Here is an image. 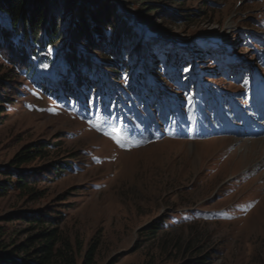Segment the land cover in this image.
I'll return each mask as SVG.
<instances>
[{"label": "rangeland", "instance_id": "obj_1", "mask_svg": "<svg viewBox=\"0 0 264 264\" xmlns=\"http://www.w3.org/2000/svg\"><path fill=\"white\" fill-rule=\"evenodd\" d=\"M100 1L88 0L93 6ZM111 1L141 28L144 41L152 42L140 55L137 39L127 46V61H137L129 77H109L115 95L107 109L93 106L83 95L63 99L45 94L36 82L56 79L58 61L39 62L35 71L19 72L10 84L18 83L17 91L0 86V92L13 98L0 115V167L25 145L40 140L59 146L28 168L69 159L70 153L74 162L61 177L36 182L40 196L31 198L17 190L0 196V243L6 245L1 251H17L38 232L12 215L41 210L63 213L60 230L75 246H82L78 264L91 239L99 240L95 264H180L194 254L208 255V264H264V135L237 138L232 121L215 138H206L227 126L237 109L246 108L252 78L264 70V0H186L178 7L167 3L177 16L193 14L188 25L175 22L167 28L158 26L155 13H143L139 1ZM137 12L146 19L138 18ZM214 34L222 37L219 51L210 41ZM194 46L204 53V63L198 62ZM177 48L185 49L192 61L184 67L190 81L173 85L149 77L150 69L171 70L164 52ZM221 50L225 56L214 58ZM226 66L231 69H223ZM101 67L96 71L103 74ZM5 70L6 66L0 68V75ZM141 71L148 79L137 78ZM128 81H137L139 92L125 101L120 95L131 93ZM224 97L233 108L224 104ZM198 101L206 108L203 116L193 117ZM236 119L251 123L243 112ZM113 137L121 138L125 147ZM253 166L262 168L244 177ZM5 178L0 174V181ZM251 199L257 204L249 213L228 220V209L223 208ZM159 219L161 230L146 240L141 229Z\"/></svg>", "mask_w": 264, "mask_h": 264}, {"label": "trees", "instance_id": "obj_2", "mask_svg": "<svg viewBox=\"0 0 264 264\" xmlns=\"http://www.w3.org/2000/svg\"><path fill=\"white\" fill-rule=\"evenodd\" d=\"M136 1L141 4L143 13L157 15L160 27L167 28L175 22L184 25L192 22L190 16L193 14L177 16L165 6L167 3L184 6L186 0H127L124 3L129 5ZM206 5L203 3L202 7ZM142 12H137V17L146 19ZM140 36L139 28L111 0H101L95 6L88 0H0V68L7 67L0 75V86H10L21 71H35L39 62L58 61L61 67L54 71L56 80L44 77L36 82L45 94L59 98L68 94L79 96L92 90L90 94L94 97H90L89 102L98 99L100 104L106 103L105 98L111 95V86L103 84L102 71H96L98 66L92 63L88 54H93L101 69L109 75L119 79L122 75L128 77L134 61H127V46H132L136 39L138 43ZM63 47L58 53L57 50ZM153 73L164 81L160 71ZM169 78L177 81L185 77L179 70ZM18 88L19 84L14 82L10 92ZM1 92L0 115L4 113L5 105L13 101L10 93ZM58 146V142L40 140L20 149L7 166L0 167V174L6 176L0 181V196L17 190L24 196L35 198L40 196V191L34 188L36 182L46 178L57 179L71 170L73 153L69 159H56L37 169L28 168L29 163L47 158L51 149ZM52 214L41 210L14 213L12 218L27 222L38 232L18 246L17 254H13L16 249L1 251L6 245L0 243V264H78L76 260L81 253V244L75 246L60 230L63 213L57 211ZM162 222L163 219H159L141 229L140 233L146 240H152L161 230ZM98 244L97 239L87 243L79 264H95ZM209 259L206 254H194L180 264H208Z\"/></svg>", "mask_w": 264, "mask_h": 264}, {"label": "snow or ice", "instance_id": "obj_3", "mask_svg": "<svg viewBox=\"0 0 264 264\" xmlns=\"http://www.w3.org/2000/svg\"><path fill=\"white\" fill-rule=\"evenodd\" d=\"M95 127H97V130H99V126L98 125L95 126ZM113 139H114V141L117 143V145L119 147H121V148L125 147V142L121 138H119V137H113Z\"/></svg>", "mask_w": 264, "mask_h": 264}, {"label": "bare ground", "instance_id": "obj_4", "mask_svg": "<svg viewBox=\"0 0 264 264\" xmlns=\"http://www.w3.org/2000/svg\"><path fill=\"white\" fill-rule=\"evenodd\" d=\"M217 37H218V36L216 35V36H215V39H216ZM261 81H262L261 79H258V80H256V83H255V84L259 87V84L261 83ZM261 93L264 94V91L262 90ZM261 105H262V106L264 105V97H263L262 100H261Z\"/></svg>", "mask_w": 264, "mask_h": 264}]
</instances>
